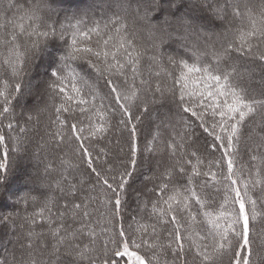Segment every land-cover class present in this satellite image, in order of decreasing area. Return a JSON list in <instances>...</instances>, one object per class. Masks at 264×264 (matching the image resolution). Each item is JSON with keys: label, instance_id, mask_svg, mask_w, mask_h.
<instances>
[{"label": "snow or ice", "instance_id": "snow-or-ice-1", "mask_svg": "<svg viewBox=\"0 0 264 264\" xmlns=\"http://www.w3.org/2000/svg\"><path fill=\"white\" fill-rule=\"evenodd\" d=\"M164 6L0 0V264H264V0Z\"/></svg>", "mask_w": 264, "mask_h": 264}, {"label": "rangeland", "instance_id": "rangeland-1", "mask_svg": "<svg viewBox=\"0 0 264 264\" xmlns=\"http://www.w3.org/2000/svg\"><path fill=\"white\" fill-rule=\"evenodd\" d=\"M110 2V0H61V6H67L68 4H71L72 7L74 8H83L84 6L88 7L85 8H90V5H95V7H101L103 8L105 3ZM169 0H161V4L165 5L164 7L166 8V5L168 4ZM165 8H162L159 12L156 13L154 20L157 23L163 22L165 16L167 15V11ZM181 12H183V9H181ZM179 14V13H178ZM215 27L216 30H220L219 27V22H215ZM31 152L36 150V146L32 147V144L30 143L29 149H31ZM42 152H40L41 155ZM42 167V165H37V162L35 160L29 161L27 166H22L23 172L18 171L15 176L12 178V192L15 193L16 195L11 197V198H5L0 200V215H8L11 214L12 211V206L15 205V199L21 195V192L23 189L21 187L25 186L26 184L24 183V177L26 175H30L34 170L38 171L39 168ZM25 187H23L25 189ZM21 188V189H20ZM18 189L20 190L18 192ZM18 225L16 227V232H18ZM16 233L13 232L11 228H6L3 225H0V258L3 257L5 253V245L8 244V242L14 240V235Z\"/></svg>", "mask_w": 264, "mask_h": 264}, {"label": "trees", "instance_id": "trees-1", "mask_svg": "<svg viewBox=\"0 0 264 264\" xmlns=\"http://www.w3.org/2000/svg\"><path fill=\"white\" fill-rule=\"evenodd\" d=\"M89 6V4H87V6H84L83 8H85V7H88ZM91 7L93 6V5H90ZM101 7L102 6H100V7H95V10H96V13H97V15H99V12H100V10H101ZM155 21V20H154ZM156 22V21H155ZM157 23V22H156ZM219 29H220V27H219ZM164 51L166 52V53H169V54H176V53H178V52H182V49H179V47H177V45L175 44V42H172V43H169V44H167L166 46H165V48H164ZM43 133L41 132V135H42ZM39 142H40V137L39 136H36V138H35V142H32L31 144H32V147L33 146H36V148H38V145H39ZM31 150H32V148L31 149H29V152H31ZM42 153H41V155H40V157L42 158L43 157V155H44V152L43 151H41ZM52 159H53V161L55 162V160H56V158L55 157H52ZM27 166L28 165V162H26L25 164H23L22 166ZM21 166V167H22ZM23 187H25V186H23ZM23 187H21L22 189H23V191L21 192V195H23L26 191H28L29 190V188H31V187H33V185H26V187H25V189L23 188ZM20 188V189H21ZM20 190L18 189V192H19ZM1 200V199H0ZM20 210V208H19V206L18 205H14V206H12V211H11V214H13V213H15L16 211H19ZM1 213V212H0ZM2 214V213H1ZM17 225L19 226V222L17 223ZM260 228H261V225L260 224H257L256 225V228L254 229V231L256 232V233H259V231H260ZM18 231H19V227H18ZM14 240H12V241H10V242H8V244H6L5 245V253H7L8 251H10L12 248H13V244H14ZM253 247H254V251L255 252H257V253H260V254H264V246H262L261 245V241H260V237L257 235V236H255L254 237V245H253ZM256 257L254 256V259H255Z\"/></svg>", "mask_w": 264, "mask_h": 264}, {"label": "clouds", "instance_id": "clouds-1", "mask_svg": "<svg viewBox=\"0 0 264 264\" xmlns=\"http://www.w3.org/2000/svg\"><path fill=\"white\" fill-rule=\"evenodd\" d=\"M172 42H175V44L177 45V47H179V41L175 40V39H172V40H169L168 41V44L169 43H172Z\"/></svg>", "mask_w": 264, "mask_h": 264}]
</instances>
